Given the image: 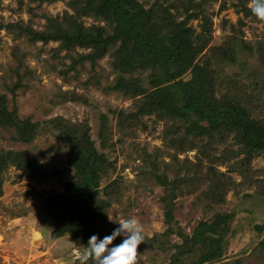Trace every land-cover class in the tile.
Wrapping results in <instances>:
<instances>
[{
  "label": "trees",
  "instance_id": "1",
  "mask_svg": "<svg viewBox=\"0 0 264 264\" xmlns=\"http://www.w3.org/2000/svg\"><path fill=\"white\" fill-rule=\"evenodd\" d=\"M206 1L68 0L71 13L47 16L41 30H32L22 22L10 24L29 35L31 42H56L55 52L65 50L70 63L62 71L64 75L85 61L92 69L108 55L113 80L105 90L132 101L129 109L116 110L118 129H146V116L150 120L148 133L152 134L155 124L162 123L157 137L163 149H140L135 157L140 164L129 168L135 172L134 189L137 185L162 187L158 201L164 229L146 236V242L139 246L150 251L148 264H264V234L246 257L220 262L233 233L230 222L234 212L223 207L226 191L244 198L250 196L245 190L254 187L256 194L264 195V172L263 178H255L260 171L254 172L250 166L252 159L264 157V115L252 116L253 98L264 91V49L261 40L244 38L239 28L245 24L243 18H256L249 8L250 0L220 2L216 9ZM228 6L241 16L236 18V27L232 24L225 29L222 21L218 42L212 45L213 17ZM86 16L97 23L85 25L82 17ZM191 21H196V27ZM79 99L82 97H70ZM5 103V96L0 95V127L9 126L10 140L29 142L41 126L18 119ZM105 121L102 114L98 128L101 145L108 139ZM42 126L66 145V167L45 169L22 150L0 152V192L1 174L8 166L38 182L53 180L62 191L45 194L40 204L51 221L52 234L80 237L85 248L91 235L103 238L110 234L97 221L104 219L103 208L109 202L100 199L97 205L94 200L99 192L115 197L114 189L123 176L103 153L94 150L85 121L72 122L60 116ZM227 139L230 143L226 145ZM211 145L219 146L213 149ZM192 147L197 149L193 161L178 160L179 153ZM164 152L178 168L158 159ZM238 154L243 156L235 159ZM214 163L224 165L226 171H215ZM168 168L172 178L167 176ZM108 179L112 180L99 188L100 182ZM190 194H195L202 217L186 233L174 219V199H186ZM252 227L256 235L264 229L263 224ZM172 235L177 241L170 242Z\"/></svg>",
  "mask_w": 264,
  "mask_h": 264
},
{
  "label": "rangeland",
  "instance_id": "2",
  "mask_svg": "<svg viewBox=\"0 0 264 264\" xmlns=\"http://www.w3.org/2000/svg\"><path fill=\"white\" fill-rule=\"evenodd\" d=\"M67 1L0 0V95L5 96L6 109L13 112L18 119H28L30 122H37L38 127L41 126L36 135L26 143L10 140L9 126L0 127V152L22 150L34 157L45 169L51 167L63 169L66 167L64 159L67 147L64 142L55 138L50 129L42 125L44 121L60 116L72 122L85 121L88 138L94 150L99 154L103 153L115 166V172L123 176L114 189L117 191L115 197L107 198L103 192L97 193L95 197L94 201L97 205L100 199H107L109 202L107 207L103 208L104 219H97L99 225L104 226L111 234L119 226L117 221L134 217L144 226L145 236L150 237L164 229L162 206L158 201L162 187L148 185L144 188L137 185L134 189L135 172L129 168L140 164L141 161L135 158L140 149L144 148L146 152H151L154 148L163 149V142L159 136L157 137L162 123L155 124V132L152 134L148 133L150 120L146 116H144L147 121L146 129L138 127L118 129L115 126L116 110L129 109L132 101L117 92L105 90L113 80L108 55L99 59L92 69L88 61H85L81 66L76 67V71L70 70L64 75L62 71L66 70L70 63L65 50L55 52L56 42H48L45 45L39 41L31 42L28 40L29 35L18 32L15 26H10L22 22L32 30H41L47 16H61L64 15L63 12L71 13ZM227 1L207 0L206 3L212 4L211 7L216 9L220 2L227 3ZM238 16L241 15L236 14L228 6L213 17L212 45L218 42L222 21L225 29L232 24L236 27L235 21ZM243 20L245 24L239 27L243 37L253 41L261 40L264 49V21L257 18L252 20L243 18ZM82 21L85 25L97 23L88 16L82 17ZM191 22L196 27V21ZM81 50L76 48V51ZM75 95L82 99L70 100V97ZM254 102L256 105L254 104L252 116L260 118L264 115V91L259 98H253ZM102 114L106 118L108 137L105 145L100 144L98 137ZM229 143L230 139H227L226 145ZM218 146L211 145L213 149H217ZM166 152L158 159L167 163V166L170 165L169 167L178 168L177 163L170 162ZM196 154L197 149L192 147L179 153L177 157L178 160L188 158L193 161ZM242 156L238 154L235 159ZM233 160L234 158L230 159ZM126 163V168L121 170L120 167ZM214 164L215 171H226L224 165ZM250 166L255 169L254 172L260 171L254 174L255 178L259 176L263 178L264 157L252 159ZM167 173L168 178L173 177L169 168ZM183 174L182 170L180 176ZM1 175L0 264H74V253L77 250H84L82 238L70 239L65 235L55 237L51 231V221L40 205L41 198L45 194L61 192V187L51 179L38 182L13 166H8ZM110 180L112 179L101 181L99 188ZM245 192L250 196L234 197L230 190L224 195L227 204L223 207L234 213L230 222L233 233L228 240L221 263L230 262L236 257H246L256 241L264 234L263 229L260 235H256L252 227L253 224L264 225V195L256 194L254 187L246 189ZM195 201V194L188 195L186 199H182L181 196L174 199L177 207L174 211V219L186 233L190 232L192 226L202 217L201 206L196 205ZM109 218L113 220L110 221ZM177 239L172 235L170 242ZM116 241L119 244L122 242V237H117ZM139 251L140 263L148 264L150 251L146 252L142 249Z\"/></svg>",
  "mask_w": 264,
  "mask_h": 264
},
{
  "label": "clouds",
  "instance_id": "3",
  "mask_svg": "<svg viewBox=\"0 0 264 264\" xmlns=\"http://www.w3.org/2000/svg\"><path fill=\"white\" fill-rule=\"evenodd\" d=\"M249 8L258 20L264 21V0H250ZM117 222L119 226L111 234L103 238L91 235L84 250L74 253V264H140L139 246L146 242L144 226L134 217ZM117 237H122V242L113 245Z\"/></svg>",
  "mask_w": 264,
  "mask_h": 264
}]
</instances>
